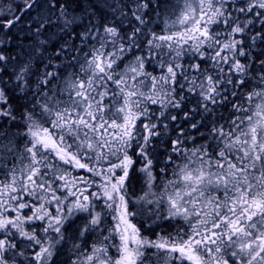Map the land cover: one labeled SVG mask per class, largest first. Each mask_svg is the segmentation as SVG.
I'll return each mask as SVG.
<instances>
[{
	"label": "snow or ice",
	"instance_id": "obj_1",
	"mask_svg": "<svg viewBox=\"0 0 264 264\" xmlns=\"http://www.w3.org/2000/svg\"><path fill=\"white\" fill-rule=\"evenodd\" d=\"M69 242L68 264H264V0L0 6V264Z\"/></svg>",
	"mask_w": 264,
	"mask_h": 264
},
{
	"label": "flooded vegetation",
	"instance_id": "obj_2",
	"mask_svg": "<svg viewBox=\"0 0 264 264\" xmlns=\"http://www.w3.org/2000/svg\"><path fill=\"white\" fill-rule=\"evenodd\" d=\"M137 167H139V165H137ZM158 167H159V165H158ZM76 171H77V169H72V174L76 175L75 174ZM78 175H87V173L84 172L83 170H78ZM133 184L135 185V194H137V195L140 194L142 181H140L139 179H134ZM24 211H25V214H27V215L31 214V212L28 209H25ZM157 231H159V229H157ZM168 231H172V229L169 228ZM145 235L149 236L150 238H154L151 233L146 232ZM89 242H91V241L89 240ZM66 253H67V247L65 246L64 252L61 254V256L66 254ZM57 264H66V263H63L62 261H60V262H57Z\"/></svg>",
	"mask_w": 264,
	"mask_h": 264
},
{
	"label": "trees",
	"instance_id": "obj_3",
	"mask_svg": "<svg viewBox=\"0 0 264 264\" xmlns=\"http://www.w3.org/2000/svg\"><path fill=\"white\" fill-rule=\"evenodd\" d=\"M10 1L9 0H0V5H3L4 3H9ZM9 4H11L13 7H16L18 4H19V0H12V2H10ZM6 5V4H5ZM8 5V4H7ZM219 30V29H218ZM25 42H27V40L25 41ZM61 42H63V38H61ZM55 47H56V45L55 44H53V46H52V50L54 51L55 50ZM149 71H152V69L150 68L149 69ZM154 74H157V73H154ZM221 111H224L225 113L227 112V110H224V109H222ZM201 131H204V129H201ZM195 134V133H194ZM173 138H175V137H173ZM205 139H207L206 137H205ZM199 142H201L200 141V139H198L197 141H196V143H199ZM204 142H205V140H204ZM203 142V143H204Z\"/></svg>",
	"mask_w": 264,
	"mask_h": 264
},
{
	"label": "rangeland",
	"instance_id": "obj_4",
	"mask_svg": "<svg viewBox=\"0 0 264 264\" xmlns=\"http://www.w3.org/2000/svg\"><path fill=\"white\" fill-rule=\"evenodd\" d=\"M10 2H12V0H9ZM9 2V3H10ZM9 3H4L3 5H0V6H3V7H7L8 5H10ZM6 4V5H5ZM8 4V5H7ZM201 142H199V143H197V144H200V143H203L204 142V140H200ZM188 147H192V144L191 143H189L188 145H187ZM75 174L76 175H78V170L75 172ZM80 174V173H79ZM70 243L71 242H69V245H66V247H67V253L66 254H64V255H60V257H59V260H58V262H60V261H62L63 263H66V264H68V261H67V257H68V255H69V251H68V247L70 246Z\"/></svg>",
	"mask_w": 264,
	"mask_h": 264
}]
</instances>
